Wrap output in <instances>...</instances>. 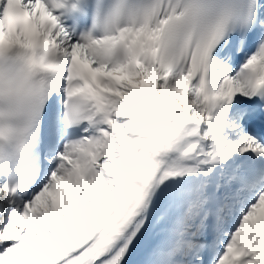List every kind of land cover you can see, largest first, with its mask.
<instances>
[{"label":"snow or ice","instance_id":"snow-or-ice-1","mask_svg":"<svg viewBox=\"0 0 264 264\" xmlns=\"http://www.w3.org/2000/svg\"><path fill=\"white\" fill-rule=\"evenodd\" d=\"M144 17L84 40L49 0H0V53L54 74L22 127L0 115V264H264V0Z\"/></svg>","mask_w":264,"mask_h":264},{"label":"clouds","instance_id":"clouds-1","mask_svg":"<svg viewBox=\"0 0 264 264\" xmlns=\"http://www.w3.org/2000/svg\"><path fill=\"white\" fill-rule=\"evenodd\" d=\"M50 7L66 19L76 15L69 0H49ZM85 4L96 5V0H83ZM152 6V0H104L102 6L95 7L94 14L88 18L87 30L80 34L81 39L102 38L118 35L121 30L144 22L145 10ZM79 24V19L76 21ZM100 39V38H99ZM45 55L37 53V59ZM132 56L130 46L115 42L103 57L109 62L126 63ZM54 78V74L38 66L37 61L22 52L12 50L0 53V115L4 122L13 126L24 125V113L34 95L44 83ZM76 101L70 99L66 106L65 120L71 119V107ZM11 145L4 144L5 151Z\"/></svg>","mask_w":264,"mask_h":264}]
</instances>
